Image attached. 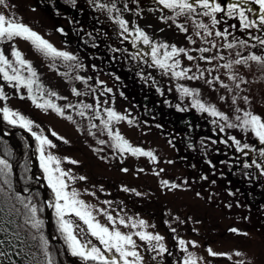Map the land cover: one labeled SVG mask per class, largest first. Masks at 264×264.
I'll list each match as a JSON object with an SVG mask.
<instances>
[{"label": "trees", "instance_id": "obj_1", "mask_svg": "<svg viewBox=\"0 0 264 264\" xmlns=\"http://www.w3.org/2000/svg\"><path fill=\"white\" fill-rule=\"evenodd\" d=\"M39 1L52 16L68 20L70 30L75 38V50L71 54L77 57V61H64L60 58L54 60L59 64L62 63L63 69L59 76L66 83L69 93L54 98V96L48 95V91L47 99L60 108L62 105L58 101L63 102L66 106H73L67 107L70 113L66 116H72V125L90 153L108 166L116 167L118 163L122 162L121 154L117 155L119 151L114 148V141L107 135V130L101 123V119H107L106 113L103 111L105 108L113 109L110 105L111 102L123 100L133 105L135 112L131 117L117 113L126 116L128 120H132V124L138 129L155 132L164 137L169 141L175 153H186L175 156L171 163H184L186 160L185 165L188 167L199 164L200 167L196 171L194 180L195 184H198L201 174L206 171V166L214 165V170L208 171L209 179H211L214 187L224 194L225 199L229 200L230 203L233 201V204L237 206L234 213L235 218L241 220L243 226L248 225L262 230L264 228V174H261V170L254 165L250 168H245L243 165L245 163L251 164L252 160L262 164L263 162L258 159V155L248 153L245 150L248 156L244 155L243 152L236 151L235 148L234 151L231 150L230 143H228L230 146H227L216 140V133L225 134L226 127L220 131L219 126L226 123L192 107L193 97L181 96L177 86L182 85L189 89L198 90L197 98L206 105H213L209 97L217 93L219 100L226 99L227 102H232L233 108L239 107L241 111L235 112V114L240 116H243L244 111L252 112V107L256 104L264 105V67L256 62L248 61L247 64L250 65L251 69L248 76H244L239 71L242 68H238L234 63L231 69L223 67L226 63L250 54L264 56V45H262L261 53H254L251 50L261 46L253 37L258 36L264 39V31L257 28L243 29L238 16L229 17L225 10V12L215 14L220 21L215 27L212 26L210 17L195 15L196 21L207 24L212 31L211 36H205L202 29H197L192 18L186 15L175 16L174 12L164 9L157 0H120L131 10L138 11L149 10L151 6L157 5L164 15L161 20L174 31L183 33L186 42L181 47L186 49L187 55L194 57V59L188 60L187 55L183 53L177 56L175 59L180 61V69H191L188 72L189 76H199L200 72H203V76L198 79H177L171 75V72L165 73L156 66V72L162 81V89L165 90L153 89L154 80L151 74L140 72L139 66L144 62L143 51L132 46L130 34L124 33L117 19H112L108 12L107 20L103 21L100 16L99 18L96 16V7H94L92 0ZM216 2L226 6L232 0H216ZM245 7L254 9L252 13H248L251 19L258 18V6L248 4ZM198 11L200 10L198 9ZM173 16L175 21L168 19V17ZM177 25H183L187 28V32L181 31ZM217 30L222 32L227 30L230 35L227 36L226 40L224 37H217L215 35ZM197 31L201 33L200 36L196 35ZM240 40H246L248 45L241 46L238 43ZM212 42L215 43L216 47H212ZM228 42L234 43L235 47L231 49L222 47ZM200 48H209L210 51L201 53L198 51ZM138 51L140 55L133 58V55ZM220 56H223L224 59H219ZM201 57L217 58L212 59L209 63ZM77 63L79 66H76ZM198 68L199 71H197ZM234 71L235 73H233ZM232 75L237 76L235 81L229 78ZM77 76L83 79H76ZM216 77L219 79L217 80ZM38 82L40 84L39 79ZM221 84L228 87H222ZM237 84H239V88H237ZM73 88L79 91L81 95H74ZM5 94L7 97L13 96L34 104L28 98L27 89L24 87L16 89L12 86L10 90L5 91ZM234 97L235 103L232 101ZM244 97L248 98L247 102ZM97 98L101 106L100 119L95 118ZM178 98L186 101V105L179 103ZM81 104H91L93 109L76 107ZM214 106L218 109L217 105ZM0 108H2L1 102ZM42 110L57 114L52 109ZM81 110L86 113L83 117L78 114ZM234 123L239 124L240 122L236 120ZM92 124L97 125V127L91 128ZM119 124L132 125L127 120L113 121L110 125L113 132L117 131ZM20 129L23 128L9 125L0 114V131L8 135L7 137L0 134V157L8 159L12 164V173L9 177L12 187L9 188L3 183V178H0V189H3L0 191V241H2L0 242V264H47L49 256L52 258L53 264H82L79 258L72 257L67 251V245L55 223L53 208L46 206L49 213V233L46 232L45 223L40 232H37L25 222L29 213L23 204L16 199V193H20L26 198L25 202H27L28 197H31L33 203L43 206V211L38 213V218L44 220L45 205H42V183L37 179V177L44 176L39 166V160L33 170V175L31 174L32 157L29 143L27 136L20 132ZM232 129L236 133L243 134L242 138L250 143L248 149L253 150L262 147L252 132L244 131L241 127ZM235 138L239 140L238 138L241 137L235 136ZM99 140H104L105 143L99 144ZM31 148L32 151L36 152L34 137ZM5 152L10 153V155H5ZM232 152L239 155L233 156ZM196 153L200 155L198 163H194V159H197ZM217 156H222L221 160L216 161ZM215 165H219V168ZM25 188L29 191L25 192ZM50 199H52V192L50 188H47L46 200ZM227 206L230 207V204ZM41 232L48 240L46 250L39 240ZM48 234L56 238L60 244L52 241ZM34 236L36 239H33ZM61 245L64 247V251Z\"/></svg>", "mask_w": 264, "mask_h": 264}, {"label": "rangeland", "instance_id": "obj_2", "mask_svg": "<svg viewBox=\"0 0 264 264\" xmlns=\"http://www.w3.org/2000/svg\"><path fill=\"white\" fill-rule=\"evenodd\" d=\"M92 2L96 7V16L98 18L100 16L103 21L107 20L108 12L112 19L119 17L127 22L132 46L137 35L136 28L143 30L157 44L165 42L180 48L186 42L183 33L174 31L161 20L164 15L157 5L151 6L149 10L138 11L131 10L120 0H92ZM7 4V8L0 6V13H4L10 18L14 17L24 23L48 40L58 50L69 53L74 52L75 38L67 19L52 16L46 7L40 4L39 0H7ZM100 5H104V7H100ZM61 29L63 31H60ZM12 46L22 52L24 58L32 63L37 72L40 84L45 90L38 103L48 100V91L56 93V96L59 97L69 93L66 83L59 76L60 71L63 69L62 63L59 64L44 56L29 41L21 38H14L11 41L0 43V49L4 50L5 55L10 60H14L11 56ZM134 48L143 51V53H150V47L143 45L140 41H136V47ZM251 50L254 53H261L263 46ZM161 51L163 52V49ZM151 64V56L144 55V62L139 66L140 72L151 74L154 80L153 89H162V81L156 72V66H150ZM237 67L242 68L239 71L244 76L250 74L249 64H240ZM24 75H28L26 70ZM0 87H3L4 92L12 88L2 78H0ZM36 94L39 95V93ZM215 94L217 96L212 94L209 97L210 102L217 105V110L223 111L229 117L227 122L221 121L234 123L237 116L235 112L239 107L235 106L233 108L232 102H227L226 99L219 100L218 94ZM177 100L179 103L186 105V101L183 99L178 98ZM0 102L2 107L7 105L12 110L18 111L32 120L33 131L40 132L43 130V134L57 145L55 149H50V151L62 158V168L66 171L70 170L77 177H87L84 181H69L70 188H75L80 193L79 199L96 208L107 209L114 217L119 214L126 220L129 217L143 219L148 225L144 229L145 231L164 237L162 243L168 251L159 255L155 251H147L148 245L141 242L138 237H134L137 244L140 245L138 251L143 257V264H182L188 253L193 254L198 264H236L239 260L245 261L246 264H264V228L259 230L257 227L243 226L242 221L235 218L234 213L237 206L233 204V201L230 203L229 200L225 199L224 194L218 188H215L211 179H209L208 171L214 170V165H207L206 171H202L198 184H195L194 180L197 174L196 171L200 167L199 164L188 167L185 165L186 160H184V163H171L175 156L186 153H175L169 141L155 132L138 129L134 124H119L117 131L133 147L152 151L156 160L153 161L143 156L133 157L127 152L123 154L119 152L117 155L121 154L122 162L118 163L116 167L108 166L97 160L83 144L81 137L72 125V120L66 118L70 110L63 102L58 101L65 111L64 116L45 112L42 108L13 96L7 97L6 100H0ZM110 105L116 112L128 117H131L135 112L133 105L123 100H116L111 102ZM252 112L264 118V105H254ZM37 125H39L38 128ZM53 131L59 137H63V140L53 137L51 135ZM27 134L30 137L31 133L27 131ZM242 135V133H236L232 128L226 127L225 134L216 133V140L227 146H230L228 144L230 143L231 150L234 151L235 148L237 151L231 139L232 137H241L238 139L242 145L245 143L250 144L245 138H242ZM65 140L67 143L64 142ZM261 146V148H264V145L261 144ZM258 150L259 148L245 149L248 153L258 155V159L264 164V158L259 156ZM36 153L37 151H30L32 167L34 166V160H39L38 153ZM231 154L233 156L239 155L234 152ZM64 157L76 160L78 163L69 164L63 160ZM195 157L197 159H194V163H198L200 155L196 153ZM221 157L217 156L215 160L219 161ZM215 166L219 168V165ZM125 168L128 171H123ZM162 181H168L169 186H164ZM172 184L177 185V187H170ZM125 188L129 191H124ZM106 200L111 201V205L104 204L103 201ZM227 204H230V207ZM94 215L100 223L108 224L106 217L98 212H94ZM66 218L76 221L74 216ZM81 226L83 225L81 224ZM119 227L125 233L134 231L123 226ZM232 228L238 229V233L231 232L230 229ZM172 229H175V232ZM240 233H247V235ZM92 239L94 243H98L94 238ZM179 239L186 242L195 241L196 246L186 244L187 252H184L178 244ZM208 248L225 255L210 256L207 251ZM236 251H240L243 255L236 257L234 255ZM229 257L231 258L229 259Z\"/></svg>", "mask_w": 264, "mask_h": 264}, {"label": "snow or ice", "instance_id": "obj_3", "mask_svg": "<svg viewBox=\"0 0 264 264\" xmlns=\"http://www.w3.org/2000/svg\"><path fill=\"white\" fill-rule=\"evenodd\" d=\"M157 2L163 6L164 9H169L175 13V16L186 15L192 18L193 23L196 25L197 29H202L205 36H211L212 31L209 26L202 21H196L195 15H203L210 17L211 24L213 27L220 23L216 17V13L225 12L229 17L238 16L240 24L243 29L257 28L258 30L264 31V0H232L222 6L221 3L216 2V0H157ZM249 3L258 5L259 12L257 19H251L248 13L254 11L251 7H245ZM0 6L5 8L8 7L7 0H0ZM104 7V5H100ZM115 7V5H113ZM198 9L200 11H198ZM175 21V17H168ZM117 22L119 23L121 29L124 33L129 32L127 22L123 19L117 17ZM181 31L187 32V28L183 25H177ZM235 27V25H233ZM60 31H63L62 29ZM137 35L133 41V46L136 47V41L142 42L143 45L150 47V53L144 52L143 55L151 56L152 65L159 67L165 73L171 72V75L177 79H198L203 76V72H200L199 76L192 75L189 76L188 72L191 69H180V61L175 59L181 53L187 55L185 48H178L176 45H169L165 42L154 43L152 39L141 29H135ZM197 36H200L199 31L196 32ZM217 37H224L225 40L227 36L230 35L227 30L215 32ZM14 38H21L26 41H29L37 51L41 52L44 56L49 57L53 60L60 58L64 61H77V57L72 55L67 51L58 50L53 46L48 40L44 39L37 32L33 31L30 27L24 23L16 20L14 17L10 18L4 13H0V43L5 41H11ZM191 39V37H189ZM253 39L257 40L260 45H264V39L256 36ZM195 43V41H192ZM207 42V41H206ZM241 46H247L248 42L246 40H240L238 42ZM255 46V45H253ZM212 47H216L215 43L212 42ZM224 48L231 49L235 47V44L228 42L222 45ZM163 49V52L161 51ZM170 49V50H169ZM199 52L204 53L210 51L209 48H200ZM140 55L138 51L133 55V58H136ZM239 56V53H237ZM11 56L14 60H10L3 49H0V78L3 81L7 82L10 86L20 89L24 87L27 89L28 98L39 108L42 109H52L57 114L64 116V109L58 107L56 104L52 103L51 100H45L43 103H37L39 97L44 95V89L41 84L38 82V75L34 69L32 63L29 60H26L21 51H19L15 46H12ZM217 57H201V59L211 62L212 59ZM219 59H224L223 56L218 57ZM188 60L194 59L191 55H187ZM171 61V63H170ZM248 61L256 62L257 64L264 67V56H258L255 54H250L246 57H240L234 61L226 63L223 65L226 69H231L233 63L236 65L247 64ZM71 66V65H70ZM76 66H79L77 63ZM180 69V70H176ZM27 71L28 75H24V71ZM199 71V68L197 69ZM67 75V74H65ZM232 80H236L237 76L232 75L229 77ZM76 79H83L82 77L77 76ZM218 80L219 77H216ZM211 83V81H209ZM35 85V91H34ZM222 87L227 88V85L221 84ZM239 88V84L236 85ZM178 91L181 93V96H192L191 106L199 110L200 112H206L212 117H217L219 120L228 121L229 117L223 112L218 111L214 105H206L201 102L197 97L199 95L198 90L189 89L182 85H178ZM111 91V89H108ZM74 95L79 96L81 93L75 88L72 89ZM36 93H39V97ZM48 95L56 96V93L49 92ZM23 98V97H21ZM7 96L3 90V87H0V100H6ZM223 99V97H222ZM247 97H244V100L247 102ZM236 102L235 97L233 98V103ZM107 103V101H105ZM66 107H73L72 105H67ZM76 107L80 109H93L91 104H81ZM100 101L97 98L95 105V118L100 119ZM183 110V109H181ZM106 113L107 119H101V123L104 125V128L107 130V135L114 141V148L117 149L121 154L128 152L133 156H143L148 157L151 160L155 161L156 157L152 151H146L140 147H133L130 142L125 139L118 131L113 132L110 127L113 121H123L127 120L129 124H132V120L124 115L117 113L114 109L105 108L103 110ZM237 112L241 110L236 109ZM0 114H2L3 120L6 121L9 125L18 126L23 128L31 133V136L35 138L36 141V151L38 153L39 166L43 172L44 179L47 182L48 188L51 189L52 199L42 201V205H46L49 208L54 209L55 214V223L57 225L59 233L63 236V239L67 245V251L72 257L79 258L82 264H143V257L140 255L138 248L140 245L137 244V241L134 237H138L141 242H144L148 245L147 251H155L157 254H162L168 251L165 245L162 243L164 237L159 234H152L148 231H145L148 227L146 221L143 219H133L129 217L127 220L117 214L114 217L107 209L96 208L93 205H88L84 200L79 199L80 193L75 188H70L69 181L75 182L77 180L84 181L87 179L85 176H75L70 170H65L61 167L62 158L54 155L50 149H55L57 145L48 138V136L43 134V130L40 132L33 131V121L26 118L24 115L20 114L18 111H14L9 108L7 105L0 108ZM80 116H85V111L81 110L78 112ZM68 120H72V116L68 115L66 117ZM236 120L240 123H226L225 125H220V131L224 130V127L235 128L241 127L244 131L252 132L256 138H258L260 144L264 145V118L259 115L253 114L250 111H244L243 116L237 115ZM216 123V121H213ZM37 128L39 125L36 126ZM97 125L92 124L91 128H95ZM95 135L94 133H90ZM51 135L56 137L59 140H63V137H59L56 132H52ZM236 145L238 151L243 152L244 155L248 153L245 152V149H248L250 145L241 144L240 140H237L235 137L231 138ZM67 143V141H64ZM99 144H104V140H99ZM258 154L261 158H264V148L258 150ZM5 155H10V153L5 152ZM63 160L67 161L69 164H77L78 161L72 160L68 157H64ZM255 166L257 169L261 170V174H264V164L258 163L256 160H252L251 164L245 163L243 166L245 168H250ZM123 171H128L126 168ZM143 171V169H141ZM12 173V164L8 159L0 157V178H3V183L8 185L9 188L12 187L10 182V175ZM158 174V173H157ZM162 184L166 187L169 186L168 181H162ZM170 187L175 188L177 185L172 184ZM3 189H0L2 191ZM124 191H129L125 188ZM25 192L29 190L25 188ZM139 195V193H137ZM16 199L23 204L24 208L27 210L29 215L27 216L26 223L30 224L33 229H36L37 232L44 227V220L38 218V213L43 211V206H38L33 203L31 197L27 198V202L20 193H16ZM106 205H111V201H103ZM94 212H98L100 215L106 217L108 224H102L94 215ZM68 216H74L76 221L67 219ZM81 224L83 226H81ZM110 225V226H109ZM119 226L132 229L134 231H129L128 233L122 232ZM140 229V230H136ZM175 232V229H172ZM233 233H238V229H230ZM242 235H247V233H240ZM96 242L94 243L93 239ZM33 239H36L34 236ZM39 240L45 247V250L48 245V240L45 238L43 233L39 235ZM2 242V241H0ZM178 244L182 251L187 252L186 244H191L196 246L195 241L186 242L183 239L178 240ZM210 256H223L224 253H217L211 248L207 249ZM47 255V252L45 251ZM236 257L243 255L240 251L234 253ZM231 257H229L230 259ZM155 259V257H153ZM47 264H53L52 258L49 256ZM182 264H198L196 258L193 257L192 253L183 259ZM236 264H246L245 261L239 260Z\"/></svg>", "mask_w": 264, "mask_h": 264}, {"label": "water", "instance_id": "obj_4", "mask_svg": "<svg viewBox=\"0 0 264 264\" xmlns=\"http://www.w3.org/2000/svg\"><path fill=\"white\" fill-rule=\"evenodd\" d=\"M21 132L22 133H24V134H26V131L25 130H21ZM0 134L1 135H3V136H6V134H4V133H2V132H0ZM29 141H30V138H29ZM35 165H36V163L34 162V167H35ZM42 181V180H41ZM44 185H46V183H44ZM45 196V189H43V197ZM45 222H46V227H47V229H48V225H49V223H48V212H47V210H46V208H45ZM48 231V230H47ZM54 241H56L57 242V240H54ZM63 248V247H62Z\"/></svg>", "mask_w": 264, "mask_h": 264}]
</instances>
